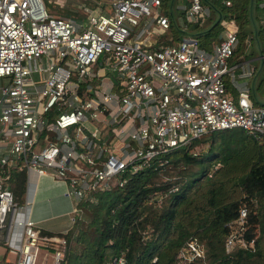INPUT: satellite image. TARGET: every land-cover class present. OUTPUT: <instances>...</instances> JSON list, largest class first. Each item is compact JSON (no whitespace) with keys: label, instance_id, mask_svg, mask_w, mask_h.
Returning a JSON list of instances; mask_svg holds the SVG:
<instances>
[{"label":"built area","instance_id":"obj_1","mask_svg":"<svg viewBox=\"0 0 264 264\" xmlns=\"http://www.w3.org/2000/svg\"><path fill=\"white\" fill-rule=\"evenodd\" d=\"M71 1L83 18L49 15L42 0H0V237L13 225L19 233L15 257L0 264H34L38 244L51 247L49 264H59L64 244L65 231L39 233L30 218L17 216L12 170L63 180L76 215L78 201L120 186L124 172L208 131L238 127L264 145V91L255 104L244 81L255 64L241 69L242 61H228L237 43L233 17L205 49L189 34L168 42L151 36L167 28L158 12L163 0H106L107 8L104 0L92 7ZM257 5L264 10V0ZM150 8L157 13L145 18ZM181 9L191 22L207 13L199 0ZM101 54L115 71L110 82L94 69ZM243 213L239 208V233H230L225 247L245 245ZM175 259L204 264L203 246L188 237Z\"/></svg>","mask_w":264,"mask_h":264},{"label":"trees","instance_id":"obj_2","mask_svg":"<svg viewBox=\"0 0 264 264\" xmlns=\"http://www.w3.org/2000/svg\"><path fill=\"white\" fill-rule=\"evenodd\" d=\"M97 1L86 2L92 6ZM199 1L207 13L191 22L177 7L187 0H163L168 25L158 38L167 41L170 35L171 41L187 33L209 49L218 39L222 20L233 17L237 43L228 61L254 57L255 71L247 85L252 102L263 103L256 98V90L264 89L263 8L257 0ZM83 13L74 18H83ZM198 141L207 145L193 152ZM14 171L9 184L19 203L24 174ZM124 175L120 186L96 191L91 201H78L79 213L62 233L59 264H106L118 256L123 264H175L176 250L188 237L204 247V264H264V145L240 128L208 131ZM239 208L244 211L239 235L246 243L232 241L225 247L227 236L239 233Z\"/></svg>","mask_w":264,"mask_h":264},{"label":"crops","instance_id":"obj_3","mask_svg":"<svg viewBox=\"0 0 264 264\" xmlns=\"http://www.w3.org/2000/svg\"><path fill=\"white\" fill-rule=\"evenodd\" d=\"M65 1L66 0H64L63 3ZM87 5L90 6L89 3ZM70 8L72 10L74 9L73 12H76L75 10H77L76 8ZM79 10L83 12L81 8ZM242 62L243 65L241 66V69H247L253 64L256 65L254 57L242 60ZM94 69H98L99 72L103 73V78L97 76L95 81L100 80V78L101 80H106L107 82L111 81L109 79L111 77L109 74L110 69H107L105 66H103L101 62L96 63ZM238 70L239 68L237 71ZM251 78L252 76L245 78L244 81L249 83ZM13 171L14 170H12L10 173L9 183H11V180L14 179L12 177ZM15 171H22L24 174V189L21 193L22 199L19 202L21 207L18 208L17 216L24 214L37 225L38 229L43 231L50 233H61L66 231L72 222L71 216H73V214L71 212V208L74 198L64 194V181L58 178L50 177L48 175H38L33 171L26 172L24 169H17ZM4 235L6 236V239H4ZM18 242L19 233L14 225L12 229L6 233L3 229L1 231L0 237V259H13L15 257V253L12 251V249L17 246ZM45 251L50 253L51 250L46 248ZM46 256L47 255H45V259Z\"/></svg>","mask_w":264,"mask_h":264},{"label":"rangeland","instance_id":"obj_4","mask_svg":"<svg viewBox=\"0 0 264 264\" xmlns=\"http://www.w3.org/2000/svg\"><path fill=\"white\" fill-rule=\"evenodd\" d=\"M63 1L64 0H44V7H45V9H46V11H47V13L49 14V15H52V16H54V15H62V16H73V17H76V16H78V14H76V13H79L81 10H79L80 9V7H77V5H79V4H77L76 2L74 3V2H72L71 0H66L64 3H63ZM105 2V3H104ZM83 4H80V5H85V4H87V2L86 1H83L82 2ZM103 3H104V7L105 8H107L108 7V2L106 1V0H104L103 1ZM229 3V2H228ZM182 4L183 3H179V4H177L178 6L177 7H179V8H181V6H182ZM70 7H72V8H76L77 10H75L76 12H73L74 11V9L72 10ZM72 10V11H71ZM63 11H67L65 14H64V12ZM158 12H160V13H164V11H163V8L160 6L159 7V9H158ZM156 11H153L151 8L149 9V14L147 15V16H145V18H147V17H153V16H155L156 15ZM68 14H70V15H68ZM177 22L178 23H180V28H181V30L183 29V27H182V20H181V18L180 17H177ZM237 23V22H236ZM158 32H156V33H154V32H152L151 33V36H153V37H156V36H158V35H160V34H157ZM184 34H187V33H184ZM220 34H221V29L219 30V32H218V34H217V37H219L220 36ZM169 37H171L170 35H166L165 36V38L164 39H167V41H165V40H162V39H160V41L162 40L163 42H168V39H169ZM174 40H176V39H174ZM244 41L246 42V41H248L247 40V38L245 39L244 38ZM52 57H54V56H52ZM99 58L101 59V64L103 65V66H105L107 69H110V75H111V77L109 78L110 80H112V76H114L115 75V71L113 70V69H111L110 67H111V61H105V59H104V55L103 54H101L100 56H99ZM262 90L264 91V89H261V88H259L257 91H256V94H258V93H262ZM234 94V93H233ZM200 137V136H199ZM206 145H207V142L206 141H198V142H196L195 144H193V146L191 147V150L194 152H199L201 149H203V148H205L206 147ZM217 164V163H216ZM74 215V214H73ZM200 243V242H199ZM201 244V243H200ZM202 245V244H201ZM45 246H43L42 244H38V250H37V254H36V260L34 261V264H48V262L51 260V257H52V253H51V251H50V253L49 252H47V251H45ZM203 250H204V247H203ZM45 255H47L46 256V259H45ZM204 261H205V259H204ZM174 263L175 264H177V260L175 259V261H174Z\"/></svg>","mask_w":264,"mask_h":264}]
</instances>
